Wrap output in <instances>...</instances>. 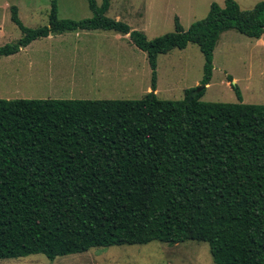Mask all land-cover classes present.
Listing matches in <instances>:
<instances>
[{
    "label": "trees",
    "instance_id": "1",
    "mask_svg": "<svg viewBox=\"0 0 264 264\" xmlns=\"http://www.w3.org/2000/svg\"><path fill=\"white\" fill-rule=\"evenodd\" d=\"M91 16L24 27L0 58L49 35L80 31L127 36L145 55L149 90L137 100H0V260L83 253L93 247L205 243L212 264H264V105L201 102L218 36L264 33V1L249 10L210 3L203 19L147 39L85 0ZM195 45L197 87L180 100L155 91L158 55Z\"/></svg>",
    "mask_w": 264,
    "mask_h": 264
},
{
    "label": "rangeland",
    "instance_id": "2",
    "mask_svg": "<svg viewBox=\"0 0 264 264\" xmlns=\"http://www.w3.org/2000/svg\"><path fill=\"white\" fill-rule=\"evenodd\" d=\"M59 19L90 18L85 0H54ZM99 6L101 0H94ZM105 16L124 22L147 39L173 32L177 17L182 30L204 18L208 5L223 0H108ZM249 10L261 0H233ZM51 0H0V46L20 36L9 20L15 7L26 28L46 25ZM261 46L234 30L222 32L213 49L212 72L201 102L237 103L225 76L232 78L243 104L264 105V33ZM156 98L175 101L183 90L197 87L202 56L195 45L172 49L156 58ZM145 55L127 36L104 31L49 35L31 42L17 54L0 58V100H137L149 90ZM155 95V94H154ZM0 264H212L205 243L93 247L83 253L3 259Z\"/></svg>",
    "mask_w": 264,
    "mask_h": 264
},
{
    "label": "crops",
    "instance_id": "3",
    "mask_svg": "<svg viewBox=\"0 0 264 264\" xmlns=\"http://www.w3.org/2000/svg\"><path fill=\"white\" fill-rule=\"evenodd\" d=\"M261 1H264V0H261ZM259 2V1H258ZM209 6V5H208ZM177 18V17H176ZM178 20V19H177ZM262 36H263V34L258 38V39H253L255 42V44H257V45H259V46H261L262 45V43L263 42H261L262 40ZM11 57V56H10ZM155 70H156V67H155ZM153 94H155V96H156V87H155V91L153 92Z\"/></svg>",
    "mask_w": 264,
    "mask_h": 264
}]
</instances>
